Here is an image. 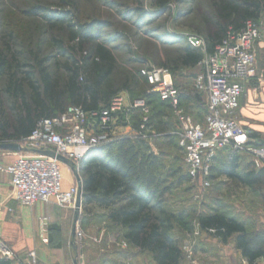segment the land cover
I'll list each match as a JSON object with an SVG mask.
<instances>
[{
  "label": "trees",
  "instance_id": "1",
  "mask_svg": "<svg viewBox=\"0 0 264 264\" xmlns=\"http://www.w3.org/2000/svg\"><path fill=\"white\" fill-rule=\"evenodd\" d=\"M215 8V29L208 32L205 38V52L208 53L214 50L230 27L239 29L249 19L257 22L264 12V0H220ZM43 10L34 6L28 13L42 15L53 27L66 24L71 40L82 46L94 44L95 48L83 52L72 63L63 64L64 76L61 79L53 75L35 54L31 57L34 70L23 72L22 67L28 63H22L17 54L11 52V47L6 46V51H0V76L6 81L4 92L15 105L13 120L7 121L0 114V140L19 141L31 133L39 120L57 116L70 105L80 106L85 112L100 110L116 94V88L106 83L113 70L110 53L104 46L94 43L97 24L66 22L67 13H45ZM54 41L60 45L58 40ZM203 56L201 50L186 44L178 50L177 67L193 69ZM140 77L148 85L141 74ZM178 92L182 104L186 96ZM140 98H144L150 108L148 124L154 125L155 122V128L162 130L163 114L154 105L158 103L160 107H166L168 103L151 91ZM142 115L140 109H134L131 114L134 127L139 126ZM255 134L251 131L250 137L256 139ZM175 142L183 150L176 137ZM251 144L257 145L254 142ZM147 148L144 140L125 135L90 150L79 166L82 207L95 204L104 209L106 218L112 224L108 229L125 241L127 251L147 253L156 264H180L183 261L180 239L186 233L183 228L189 224L182 213L175 214L163 206L165 195L171 189L166 182L178 171L164 174L159 156ZM241 156L249 161L240 170L238 159ZM252 157L244 151H218L210 169L216 174L214 176L210 172V177L223 175L254 188L264 183V165L255 168ZM185 173L188 176L186 165ZM82 216L79 217L80 224L85 221ZM197 223L199 230L222 243L232 240L234 248L249 264L258 259L264 262V228L251 229L237 215L217 209L198 213ZM0 264L11 263L1 259Z\"/></svg>",
  "mask_w": 264,
  "mask_h": 264
},
{
  "label": "rangeland",
  "instance_id": "2",
  "mask_svg": "<svg viewBox=\"0 0 264 264\" xmlns=\"http://www.w3.org/2000/svg\"><path fill=\"white\" fill-rule=\"evenodd\" d=\"M219 1L73 0L62 3L59 0H0V51H6V46L11 47V52L16 53L22 63H28L22 67L23 72L34 70L31 57L35 54L37 59L43 60V65L53 75L61 79L64 76L63 64H70L75 58L79 59L83 52H89L95 45H78L69 38L66 24L53 27L42 15H31L28 11L37 6L44 8L45 13H67L66 22L97 24L98 32L94 43L104 46L113 62V70L106 83L109 87L116 88L115 95L124 98L126 108L134 99L150 92V87L140 77L142 68H168L174 86L186 96L181 104L183 113L192 122L203 124L206 95L196 87L195 78L204 68L199 63L193 69L177 67L176 58L179 48L186 44L205 53L206 34L215 29V4ZM54 39L58 40L60 45H57ZM176 67L177 69H173ZM5 84L4 77L0 76V114L5 120L11 121L15 105L4 92ZM154 106L161 110L164 124L160 125L162 130L155 128V122L154 125H146L144 134L147 136L145 141L147 149L159 156L164 174L178 171L166 182L171 189L165 195L163 206L175 214L182 213L184 220L189 224L183 228L186 233L184 238L180 239L183 251V261L180 264H205L204 258L200 256L201 252L200 255L197 254L193 243L199 234L197 215L200 212H210L212 209L219 211L225 209L228 205L226 201L228 191L237 187L238 183L221 175L210 177L211 185L204 188L199 180L190 179L185 173V149L180 150L175 142V137L178 138L176 132L180 130L178 116L169 105L160 107L156 103ZM131 114L127 124L116 122L111 125L110 138L135 134L133 129L136 127L132 124ZM256 142L264 147V138H256ZM61 163L72 169L66 161ZM243 166L239 169L241 170ZM71 172L73 173L72 170ZM210 172L215 176V170ZM254 189L259 191L264 201V183ZM78 199L82 202V195ZM81 214L85 219H93L99 215L98 206L90 204L82 207L80 214L75 212V218H79ZM90 222L85 220L84 224H80L84 235L81 242H75L73 234L74 249L79 260L81 250H85L87 244L91 253H95L96 241L102 239V236L98 235L99 226ZM109 233L117 242L115 244L114 240L113 245L111 242L110 248H107V245L102 246V250L117 255H111L110 260L105 259L104 264H121L124 258L120 251H126L128 247L122 245L125 241L116 233L110 230ZM185 243L190 246L191 256L183 247ZM145 257L152 263L151 255Z\"/></svg>",
  "mask_w": 264,
  "mask_h": 264
},
{
  "label": "built area",
  "instance_id": "3",
  "mask_svg": "<svg viewBox=\"0 0 264 264\" xmlns=\"http://www.w3.org/2000/svg\"><path fill=\"white\" fill-rule=\"evenodd\" d=\"M261 35L258 24L249 19L239 29L230 27L214 50L204 53L199 62L204 69L195 78L196 87L206 95L203 124L192 122L183 113L179 92L167 68L140 70L150 91L157 93L161 100L175 110L180 121V130L176 135L179 145L185 149L187 174L190 179L199 180L204 188L211 185L210 169L218 151H244L264 165V147L252 139L251 131L235 118L243 92L242 83L257 74L254 46ZM134 109H140L144 115L139 126L133 129L135 134L127 136L146 141L144 130L150 108L144 98L134 99L126 108L124 98L115 95L105 108L97 111L85 112L80 106L70 105L57 116L39 120L29 135L15 141L27 152L17 156L11 163L0 162V172L11 177L14 198L24 206L53 201L58 207L72 208L80 214V162L90 150L113 140L109 134L111 125L116 122L127 124ZM35 150H52L56 156L51 157ZM62 161L70 164L73 171V183L67 189L62 187ZM73 226L74 240L81 242L84 235L78 217ZM197 229L199 231L198 224ZM209 231L213 232L212 229ZM122 245L126 246V243ZM183 247L191 256L189 244L185 243ZM0 257H13L11 250L1 241ZM79 264L83 262L80 260Z\"/></svg>",
  "mask_w": 264,
  "mask_h": 264
},
{
  "label": "crops",
  "instance_id": "4",
  "mask_svg": "<svg viewBox=\"0 0 264 264\" xmlns=\"http://www.w3.org/2000/svg\"><path fill=\"white\" fill-rule=\"evenodd\" d=\"M257 22L262 34L254 46L257 74L242 83L243 92L235 118L242 126L255 132V137L264 138V12ZM26 152L27 150L0 149V162L11 163L17 156ZM244 157L238 159L239 168L246 166L249 161ZM252 158L254 167L260 168L262 163ZM60 166L62 187L67 189L73 183L72 172L70 167L64 164L61 163ZM226 201L228 205L222 211L237 215L245 220L251 229L264 228V201L257 189L238 183L237 187L230 188ZM98 209V216L85 220L99 226L98 235H101L102 239L100 241L98 238L99 242L96 241L95 253H91L89 244L85 250H81L80 260L84 264H104L105 259L110 260L111 255H117L102 250L105 245L110 248V243L113 245L115 237L110 236L108 228L112 224L106 218V211L99 207ZM74 219V209L58 207L53 201L37 202L32 206L20 204L14 198L10 175L0 172V241L13 253L11 259L0 257V260H8L11 264H79L80 260L77 259L73 244ZM116 242L117 240L115 244ZM193 243L197 254L200 255L201 252L200 256L204 258L205 264H244L243 261L246 260L240 251L234 248L232 240L222 243L205 231L199 230ZM120 254L124 258L121 264H156L153 259L150 263L148 257H145L148 256L147 253L137 250H126ZM254 264L264 262L258 259Z\"/></svg>",
  "mask_w": 264,
  "mask_h": 264
},
{
  "label": "water",
  "instance_id": "5",
  "mask_svg": "<svg viewBox=\"0 0 264 264\" xmlns=\"http://www.w3.org/2000/svg\"><path fill=\"white\" fill-rule=\"evenodd\" d=\"M0 149L5 151H21L23 148L18 142H0ZM37 153L47 154L51 157H55L56 154L52 150H35Z\"/></svg>",
  "mask_w": 264,
  "mask_h": 264
}]
</instances>
